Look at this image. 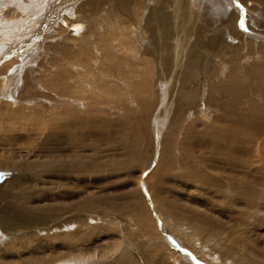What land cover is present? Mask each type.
Listing matches in <instances>:
<instances>
[{"label":"rangeland","instance_id":"374dc122","mask_svg":"<svg viewBox=\"0 0 264 264\" xmlns=\"http://www.w3.org/2000/svg\"><path fill=\"white\" fill-rule=\"evenodd\" d=\"M71 10L0 64V264H264V0Z\"/></svg>","mask_w":264,"mask_h":264},{"label":"bare ground","instance_id":"6f19581e","mask_svg":"<svg viewBox=\"0 0 264 264\" xmlns=\"http://www.w3.org/2000/svg\"><path fill=\"white\" fill-rule=\"evenodd\" d=\"M54 2H55V0H43L42 2H39L38 4H34L32 6V9L29 12H27L28 16H29V20L31 19L33 21H38V20H40V21L38 23V26L36 27L37 29L33 31V34L30 36V39L28 41H26L25 43L22 40V36L26 32H22V30H23L22 28L26 25L24 23L28 22L29 20L25 21L22 24H19V26H15V27L10 28V30H11L10 33L12 31H13V33H15L14 38H6L7 35L10 33L4 34V31L2 32L1 27H0V64L1 65L8 64V62L13 64L14 60H17V59H18V61L21 60V62H22L23 59H25L27 55H30L32 50H34L35 47L37 46L38 41L40 39V36H42L40 34H43L46 32H51L52 27L56 28V26H55V25H57L56 23H61L60 25H62L63 28L66 26V22H67L65 19V18H67L66 15L68 13L70 15L73 14V10H71V8H73L75 6L76 0H58V2H56V3H54ZM37 5H39V6L37 7ZM52 5L55 6L54 9H52V7H51ZM70 26H71V28H73L74 31H77L80 28L78 25L73 24V23ZM7 40H11L14 42H7ZM8 43H10V44H8ZM26 50H28V51H26ZM13 56H17V57H13ZM19 63H20V61H19ZM13 66L15 67V64ZM19 66H20V64H19ZM10 69H11V67H10ZM14 70H15V68H14ZM9 81L11 83V76L9 77ZM6 227H8V225ZM4 232H5V230H4ZM171 252H172V250H171ZM169 255H171L170 252H169ZM53 264H67V263L57 261ZM68 264H72V263H68ZM79 264H81V263H79ZM117 264H137V263H135L132 259H130L128 257H124V256L120 257L119 256V258H117Z\"/></svg>","mask_w":264,"mask_h":264}]
</instances>
